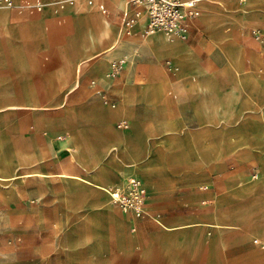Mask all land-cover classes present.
<instances>
[{
  "label": "rangeland",
  "instance_id": "1",
  "mask_svg": "<svg viewBox=\"0 0 264 264\" xmlns=\"http://www.w3.org/2000/svg\"><path fill=\"white\" fill-rule=\"evenodd\" d=\"M43 1V11L36 14L8 8L10 24L0 23V57H4L0 58V93L12 95L20 83L31 84L43 103L39 107L0 106V164L8 165L4 173L36 166L56 170L43 141L49 128L62 135L58 138L61 140L69 126L83 118L97 123L104 110L120 103L130 108H151L159 103L161 113L143 115L137 131L129 119L118 117L105 132L104 146L79 137L73 149L62 152L64 162L74 154L72 166L91 177L97 175L99 167H105L106 178L101 181L105 185L137 176L146 189L150 216L132 217L122 212L102 191L106 205L114 211L105 213V205H97L90 195L65 192L60 177L4 180L0 182V264H89L86 260L90 245L97 240L110 244V262L105 261L103 253L95 264H264V233L253 227L264 224V0H211L219 11L222 5H230L240 20L219 27L222 36H214L213 29L201 19L200 8L198 35L178 39L192 45L205 61L202 70L206 74H215L211 80L219 90L215 95L208 94V104L183 96L179 80L186 77L194 82L190 71L168 56L158 57L146 42L149 37L125 34L113 17L118 13L115 9L105 18L95 4L85 0H73L71 4L66 0ZM54 1L56 13L50 6ZM59 3L65 4L63 9H59ZM76 3L84 10H95L120 32L119 45L107 52L99 64L86 58L90 51L85 43L88 31L74 22L77 17L70 10ZM32 23L38 24L37 33H26L23 25ZM253 30L263 37L256 38ZM231 45L239 50L235 60H230L225 51ZM249 50L258 56L257 61L247 54ZM1 51L6 53L2 55ZM122 57L128 60L127 68L119 74L122 79H118L119 75L104 77L102 71L107 72L108 62ZM152 59L159 63L166 79L157 84V91L149 92L143 80ZM169 59L172 66H178L177 70L165 66ZM233 62L238 65L233 66ZM65 65L70 69L68 81L74 80L75 85L69 93L70 109L61 115L60 104L54 103L61 100L68 82ZM133 68H138L136 85L143 87L139 93L133 85L128 86ZM201 74L205 73L200 70L197 75ZM15 80L17 86L7 82ZM235 86L233 97L228 93ZM56 87H60L57 95ZM152 96L156 100H150ZM234 98L237 100L232 114ZM1 102L0 99V105ZM85 109L90 110L89 116L83 115ZM213 114L217 120L210 119ZM225 118L228 127L222 130ZM60 121L65 123L60 125ZM119 122H126L127 127H118ZM21 134L30 137L21 138ZM237 152L242 156H235ZM131 158L136 162L139 159V163L132 166ZM158 220L166 224H200L162 233ZM117 221L131 238L137 234L136 225L141 231L120 252L115 248L117 242L122 250L115 231ZM208 221L222 225L203 223ZM81 223L88 225L84 234L69 238L70 228ZM197 227L203 228L202 241L197 239ZM65 248L69 249V262Z\"/></svg>",
  "mask_w": 264,
  "mask_h": 264
},
{
  "label": "crops",
  "instance_id": "2",
  "mask_svg": "<svg viewBox=\"0 0 264 264\" xmlns=\"http://www.w3.org/2000/svg\"><path fill=\"white\" fill-rule=\"evenodd\" d=\"M16 2H19L20 0H15ZM68 1L69 4H71L73 2V0H66ZM43 3V8H44V1L42 0ZM56 1L52 2L50 4L51 10L56 13L57 11V7H56ZM98 3H103L107 9V13L106 14H102L104 15V17H110L111 16V9H115L118 13L117 15H114V19L116 20L117 24H119L118 18H119V14L121 12L122 9H124L127 6L126 1L124 2L123 0H100L99 2L96 3L95 0H93V5L95 4L96 6L98 5ZM215 1H211V0H201L199 3V8L202 9V13H201V19L206 23L207 27L210 28L211 30L213 29V35L217 36V35H221L222 32L219 33V27H225V25L228 24H232L234 22L239 21L240 17H238L237 13L235 11H233L230 7V5L228 6H224L222 5V9H220V11L218 10V7L215 5ZM65 5V4H64ZM124 8H121L123 7ZM230 6V7H229ZM98 8V7H97ZM14 10V9H13ZM70 10L72 12H74V16H76L77 18L74 19V22H79L82 25H84L88 31V37L87 39H85V43L87 45V47L90 49V51L87 53L86 58L87 59H95V64H99L101 62H103V57L104 55L113 50V48H115L116 46L119 45V40H120V32L119 30H115L112 27H110L105 21H103V18L101 17V15H99L95 10H91V9H82L81 5L79 3H76L75 5L70 7ZM8 8H0V23L7 25L10 24V17H8ZM43 9L40 11L42 12ZM215 12H219L218 16L215 15ZM116 13V12H115ZM198 19L199 16L196 20V23L194 24V26L191 28L190 31V36L188 38H194L195 36L198 35V33L200 32L199 29V25H198ZM120 25V24H119ZM143 25H141L139 23V20L135 26V30L137 32H140L141 28ZM25 32L29 33V34H33V33H37L35 31V29H38V24H31V25H23ZM121 27V26H120ZM223 29V28H222ZM122 30V28H121ZM261 33V32H260ZM262 34V33H261ZM138 36H140L139 33H137ZM134 35V36H137ZM162 35V34H161ZM161 35H148L145 36L147 39V43L152 47V49L154 50L155 54L160 57V56H168L170 57L175 64L179 65L180 67L184 64V69L187 70V72L190 73L192 81L191 82L188 78H184L182 81L179 80V83L183 84V88H184V93L183 96L185 98L191 99L193 101L198 102V103H202V104H208V94L210 93L211 95H215V93L218 92V87L215 84L214 80L212 79V76L215 74H206L205 70H202V66H206L205 65V61L200 59L199 55L197 54V52L194 50L192 45H189L185 42H181L178 40V38L173 39L171 41L167 40L163 35V38ZM222 36V35H221ZM143 37V36H140ZM144 37V38H145ZM109 41L107 44H105L104 46H99L101 43ZM84 42V41H83ZM96 50V51H95ZM118 50V49H117ZM227 53V56L230 60H235L237 59L238 55H239V50L235 49L234 46H228L227 50H225ZM2 55L4 53H6V51H1ZM247 54L252 57L254 60H258V56L254 53L253 50H249L247 52ZM0 58H4V57H0ZM153 60V59H152ZM170 64L167 65L166 61H165V66L167 68L169 67H173L174 70H177L178 66H172V62L169 60H167ZM84 62V61H83ZM109 63V62H108ZM233 66L238 65L237 63H232ZM127 68V64L125 65V67L123 68L126 69ZM138 69V68H136ZM133 68V71H131L129 74V83H131L128 86H134V90L136 92L139 93L138 89H143L142 86L138 87V85H136V77H137V73L138 70H136ZM108 70V67H107ZM201 73L204 72L205 74H201V75H197L198 72ZM261 70V69H259ZM69 67H67L66 65L64 66V73H65V81H68L70 79L69 74ZM146 71H147V75L145 80H143L144 82V89L146 91L149 92H154L157 91L159 88V86L157 84L159 83H165V79L166 76L162 73L161 68L159 67V63L155 62L153 60V62L148 63L146 66ZM103 76H108V73L102 71ZM196 76L198 77V81L196 80ZM172 77V76H171ZM118 79H122V75L118 76ZM10 85H15L17 86V81H7ZM7 83V84H8ZM24 83V82H22ZM181 84V85H182ZM75 85V81L71 80L66 82V88L62 90V94H61V100L57 101L54 103V105L60 104L59 106V114L62 115V113H65L64 111L69 110V105H70V97H69V93L71 90V87ZM1 90H5L4 88ZM57 90V91H56ZM60 87L59 88H55L54 92L57 95V92L59 93ZM231 92H229L228 94L233 95V97L236 96L235 92H236V86L233 87L231 90ZM253 91V90H250ZM3 93V91H1ZM5 92V91H4ZM215 92V93H214ZM254 92V91H253ZM0 93V99H1V105L0 106H18V105H22V106H32V107H39L41 105H43V103H41L40 101V97H38L34 91V89L32 88L31 84H29L28 86H25L24 84H19L18 87L15 88V91L12 95H4ZM159 94V93H157ZM227 94V95H228ZM4 95V96H3ZM54 94V96H56ZM150 100H156L155 96H152V98ZM237 98L233 99V105H232V114L235 111L236 108V101ZM231 102V101H230ZM161 106H159V103H155L152 105L151 108H143V107H126L125 104L120 103L118 106H114L113 108H107L106 111L104 110L101 113V116L98 118V122L97 123H93V122H88L89 120L86 119H81V121H79L78 123L73 124L74 126H69L67 129H65L64 131L66 132L65 134V138L58 140V138H61L62 135H58L55 134L54 128L52 127L51 129H47L49 130L48 132H46V136H44L43 141H45V145L46 148L48 149L51 157L53 158V166H55L56 170L53 171H47V170H43L40 169L39 166H36L34 168H30V169H24L21 172L18 173H13L12 174H5L4 171H6V169L8 168V165H4L3 163L0 164V182L4 181V180H10L13 178H17V177H33V176H41V177H60L63 182V190L67 193H69L70 195H90L91 198L94 200L95 203H97V205H105L104 210L105 213L112 211L110 208H108V206L105 203V200L103 198V194L102 191H99L98 189H95L90 182L91 181H95V182H100V181H104L106 178L105 175V167H99L97 170V175H92L89 176L87 175L85 172H83V170L81 169H76L72 166V163L75 156L74 154L72 155V157L67 161L64 162L62 160V152H66L69 151L71 149H73V144H74V140H77L79 137L82 140H95L98 141L100 144H104V142L106 143L107 141V137H106V131L109 128L111 121L114 120L115 118L118 117H122L124 119H129L131 124L133 125V130L137 131L138 127H140V123L144 120L143 119V115H147V114H159L161 113ZM89 109H85V112L83 110V115H88L91 114V112L89 113ZM161 115V114H160ZM60 116V115H59ZM61 117V116H60ZM84 117V116H82ZM217 116H215V114H213V116L210 117V119H216L217 120ZM229 118V117H228ZM227 118V119H228ZM227 119H223V126H222V130H224L226 127H228L227 125ZM230 119V118H229ZM148 119H145V121H147ZM60 125L64 124V121H60L59 122ZM75 127V128H74ZM59 129L63 130V128H61V126H58ZM226 131V130H225ZM225 131H223V133H225ZM101 132V133H100ZM69 133H71L72 137H70L71 135H69ZM112 133V132H111ZM55 135H57V137H55ZM114 136H119L118 133H116ZM27 137L29 138L30 135L28 134H21V138H25L27 139ZM230 138V136H229ZM99 144V145H100ZM105 145V144H104ZM103 145V146H104ZM101 146V145H100ZM218 147V146H217ZM217 151V149H216ZM70 154V153H69ZM241 153L237 152L235 154V156H240ZM242 156V155H241ZM136 158H131L130 159V164H132V166L136 165L139 163V159H138V163L136 162ZM141 161V160H140ZM143 170V173L149 172V171H145ZM156 170H154L153 172H155ZM62 174V175H61ZM135 176V175H132ZM137 177V176H136ZM120 184V183H119ZM109 185H116V184H106L105 186H109ZM95 190V191H94ZM105 193V192H104ZM93 195V196H92ZM101 200V202H100ZM100 202V203H99ZM103 210V211H104ZM114 211H112L113 213ZM190 223V224H189ZM189 223H185V222H180V223H175V224H166L161 220H158V225H160V229L162 233H166V231H171V230H177V229H182L184 227H188L191 225H199L200 222H189ZM202 223V222H201ZM204 224L207 223V226H221L222 223H215V222H203ZM53 226L58 227L57 223L53 222L51 223ZM233 224H229V226H231ZM137 227V234H135V237L139 234L138 232L141 233L140 231V227L139 225H136ZM88 227V225L86 223H81L80 225L70 228L69 232H68V236L69 238H77L79 236V234H84L83 229L85 230V228ZM254 230L256 232H263L264 233V224L263 223H259L253 226ZM203 228L201 227H197L195 229L196 235H197V239H199L200 241H202L203 238ZM116 234H117V240L120 239L121 240V247L122 250L124 251L125 246L130 245V243L133 242L134 238H131L126 231L124 229L123 224L121 223V221H117L116 223ZM238 240H241L242 237H237ZM253 239H259L258 236H254ZM115 248H117V242L115 243ZM90 249H89V255L87 256V262L89 264H95L96 262H99L102 258H103V253H106L105 256V261L110 262V260L107 258V255L110 251V244H103V242H101L100 240L94 241L91 245H90ZM94 247L97 248V251L94 252L93 249ZM67 253H68V262H69V249H66ZM117 250V249H116ZM98 252H100V254H98ZM95 255V256H94ZM94 256V258H93ZM89 257V259H88ZM111 257H113V255H111ZM93 258V260H92ZM110 258V257H109ZM90 261V262H89Z\"/></svg>",
  "mask_w": 264,
  "mask_h": 264
},
{
  "label": "built area",
  "instance_id": "3",
  "mask_svg": "<svg viewBox=\"0 0 264 264\" xmlns=\"http://www.w3.org/2000/svg\"><path fill=\"white\" fill-rule=\"evenodd\" d=\"M87 4H93V0H85ZM200 0H126L127 6L119 14V24L127 35L148 36L153 33H161L167 40L187 39L191 28L199 16ZM59 9L64 8V3L58 4ZM98 10L106 14L107 9L103 3H98ZM0 8L14 9L17 13L36 14L43 8L40 0H0ZM145 14V22L137 32L135 26L140 14ZM256 38L263 35L259 31H252ZM126 57L112 59L108 63V76H118L127 62ZM166 64L170 63L166 61ZM118 127H127L126 122H119ZM109 195L112 202L117 204L122 212L132 217L150 216L146 206V189L136 176H128L125 181L116 185L102 188Z\"/></svg>",
  "mask_w": 264,
  "mask_h": 264
},
{
  "label": "bare ground",
  "instance_id": "4",
  "mask_svg": "<svg viewBox=\"0 0 264 264\" xmlns=\"http://www.w3.org/2000/svg\"><path fill=\"white\" fill-rule=\"evenodd\" d=\"M201 1V0H200ZM200 3V2H199ZM199 5V4H198ZM200 9V8H199ZM144 22H145V14L143 13V14H140V18H139V23L141 24V25H143L144 24ZM158 33V32H157ZM157 33H153V34H150V35H156ZM96 51V50H95ZM62 175V174H61ZM1 176V175H0ZM13 176H14V174H13ZM89 183H91L92 185H94L93 187L95 188V189H98L99 191H103L102 190V188L103 187H105V184H103L101 181L100 182H95V181H91L90 180V182ZM104 192V191H103ZM195 226V225H194ZM208 226H210V225H208ZM117 248H119L118 250H119V252L121 251V249H120V247L119 246H117Z\"/></svg>",
  "mask_w": 264,
  "mask_h": 264
}]
</instances>
